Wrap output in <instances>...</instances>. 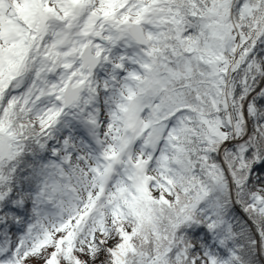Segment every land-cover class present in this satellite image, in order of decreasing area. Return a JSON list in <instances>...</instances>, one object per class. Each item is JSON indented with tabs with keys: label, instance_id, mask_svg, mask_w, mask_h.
<instances>
[{
	"label": "snow or ice",
	"instance_id": "snow-or-ice-1",
	"mask_svg": "<svg viewBox=\"0 0 264 264\" xmlns=\"http://www.w3.org/2000/svg\"><path fill=\"white\" fill-rule=\"evenodd\" d=\"M0 264H264V0H0Z\"/></svg>",
	"mask_w": 264,
	"mask_h": 264
}]
</instances>
